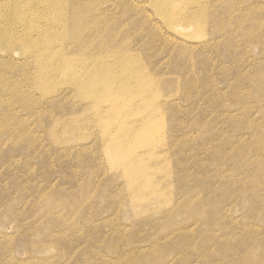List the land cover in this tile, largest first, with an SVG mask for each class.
<instances>
[{"label":"rangeland","instance_id":"1","mask_svg":"<svg viewBox=\"0 0 264 264\" xmlns=\"http://www.w3.org/2000/svg\"><path fill=\"white\" fill-rule=\"evenodd\" d=\"M7 1L0 264H264V0Z\"/></svg>","mask_w":264,"mask_h":264},{"label":"bare ground","instance_id":"2","mask_svg":"<svg viewBox=\"0 0 264 264\" xmlns=\"http://www.w3.org/2000/svg\"><path fill=\"white\" fill-rule=\"evenodd\" d=\"M7 2H8L9 6L7 4L6 5L8 7L7 9L10 12V16H21L22 18H20V21L23 22V23H24V20L27 19V22H30V24L32 23V25H34L35 32H36L37 36H39V37L42 36V35L47 34L48 33V29L41 28L40 26L38 27V23L36 22V20H38V18L40 16H42L44 14H48L50 11L56 13L57 15H61L63 17V15H64L63 11L67 7V5H65L63 3V0H12V1L9 0ZM55 30H57V29H55ZM68 33L69 34L70 33L75 34V33H77V30H70L69 29ZM16 34H17V32H13L9 28L8 24L0 23V44H4V43L11 44V43H14V42H18L21 45H25V47L24 46L22 47L23 50L28 51V48H29L28 47V43L31 42V41H34L33 37H18ZM53 51H55V50H53ZM50 54H52V53H50ZM36 55H37V53H36ZM36 55H34V57ZM37 60L43 61L42 59H36V61ZM99 61L100 60L98 58V59L94 60L93 63H98ZM39 65H41V62L39 63ZM72 67H74V65L72 64V61L68 60L66 62V65H65L66 71L69 72V70H72ZM106 68H107V65L100 64L98 66V70L93 73L94 78L97 79L98 77L103 75L104 71L106 70ZM84 74L86 76L88 74L87 71ZM45 78H46V74L45 73H41L39 75V79L44 80Z\"/></svg>","mask_w":264,"mask_h":264}]
</instances>
